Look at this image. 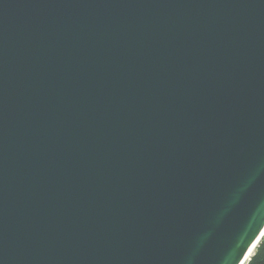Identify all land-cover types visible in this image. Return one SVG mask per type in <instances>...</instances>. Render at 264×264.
I'll list each match as a JSON object with an SVG mask.
<instances>
[{
  "label": "water",
  "instance_id": "95a60500",
  "mask_svg": "<svg viewBox=\"0 0 264 264\" xmlns=\"http://www.w3.org/2000/svg\"><path fill=\"white\" fill-rule=\"evenodd\" d=\"M263 236L264 0H0V264Z\"/></svg>",
  "mask_w": 264,
  "mask_h": 264
},
{
  "label": "trees",
  "instance_id": "16d2710c",
  "mask_svg": "<svg viewBox=\"0 0 264 264\" xmlns=\"http://www.w3.org/2000/svg\"><path fill=\"white\" fill-rule=\"evenodd\" d=\"M246 264H264V236Z\"/></svg>",
  "mask_w": 264,
  "mask_h": 264
},
{
  "label": "bare ground",
  "instance_id": "6f19581e",
  "mask_svg": "<svg viewBox=\"0 0 264 264\" xmlns=\"http://www.w3.org/2000/svg\"><path fill=\"white\" fill-rule=\"evenodd\" d=\"M259 242H260V240H257V241L254 242V244L250 247V249L248 250V252H247V254H246L245 258H244L243 264H246V263L249 261L250 257H251L252 254L254 253V251H255V249H256V247H257V245H258Z\"/></svg>",
  "mask_w": 264,
  "mask_h": 264
}]
</instances>
